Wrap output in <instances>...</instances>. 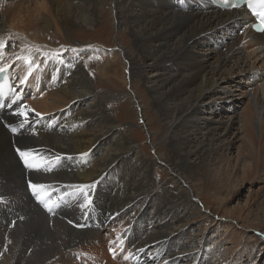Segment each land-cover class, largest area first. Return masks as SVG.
<instances>
[{
  "label": "bare ground",
  "instance_id": "bare-ground-1",
  "mask_svg": "<svg viewBox=\"0 0 264 264\" xmlns=\"http://www.w3.org/2000/svg\"><path fill=\"white\" fill-rule=\"evenodd\" d=\"M178 7L175 0H0V66L12 63L13 73L27 77L26 88H39L27 103L0 116V264H77L73 255L84 263L92 254L106 260L101 264H221L217 260L227 257L215 247L212 262L200 248L192 259L195 239L185 234L199 207L193 193L204 187L206 160L224 152L229 157L242 139L231 138L234 125L250 137L253 150L263 134V38L240 29L239 40L229 42L237 18H243L240 11ZM106 15L116 49L75 37L94 33ZM21 56H31V70ZM87 57L94 60L91 69ZM116 67L130 91L106 87ZM242 78L251 85L241 86ZM224 81L228 85L221 86ZM230 87L241 96L238 103L247 99L246 104L218 120L211 106L227 100ZM141 92L159 119H149ZM125 100L146 137H153V156L138 149L109 106ZM20 152L41 167L25 171ZM29 185L48 187L66 206L55 216L45 214L26 196ZM81 186L89 187L82 192ZM91 203L109 219L99 229L103 235L78 228ZM152 219L155 228L149 229L144 221ZM121 237L129 246L126 259L110 260L107 241Z\"/></svg>",
  "mask_w": 264,
  "mask_h": 264
},
{
  "label": "rangeland",
  "instance_id": "rangeland-1",
  "mask_svg": "<svg viewBox=\"0 0 264 264\" xmlns=\"http://www.w3.org/2000/svg\"><path fill=\"white\" fill-rule=\"evenodd\" d=\"M105 13L108 14L107 12ZM99 24L100 26L93 30L95 31L94 33H91L89 35V33L83 32L79 34V37H75L80 38L85 36L87 37L86 41H95V45L100 46L103 50L109 51L110 49H116L114 41L116 38V31L115 28H113L114 26L111 25L110 22H108V15H106V17L104 16V22L102 19V21L100 20ZM234 34L235 36L232 35L231 37H229V42H237L239 40L241 30L236 29V31H234ZM54 38L56 37L53 35L50 37V40ZM58 41H62L61 37L57 38V42ZM96 41H106V43L100 44ZM126 42H128V40L124 41V43ZM120 44L123 45L122 43ZM60 45H62V43H60ZM128 45L129 44H127V46ZM214 60L215 57L213 56V58H210L208 60V63L213 62ZM95 61L102 62V58L96 57ZM93 63L94 60L90 57H87L84 62L85 66L89 69H91ZM113 71L112 73L114 77L111 73L109 78L110 81L106 83V87L110 86L109 88L113 87L118 90L125 89L127 91H130L129 85L127 84L125 86L123 84V79L121 77V68ZM117 71L119 74L117 73ZM89 73L92 77H96V81L99 80L98 78L100 77H98L95 71ZM226 84L227 82L225 81L221 82V86H224ZM240 84L241 86L251 85V83L249 82L246 83V80L244 78L241 79ZM230 90H232V94L228 96L227 100H225L224 102L216 101L211 106L210 112L219 116L218 120H222L220 119L221 117L224 119H226V117H230L232 113L234 114L235 110L240 112L246 104L247 99H244L243 102L238 103V101L241 99V96L238 95V91H236L234 87H230ZM40 95L41 94H38V96ZM139 99L142 100L143 104H146L145 110L147 111L149 119H151L152 117H156L157 119H159L157 116H153V114H156L150 106L149 95L141 92ZM126 101L127 100L117 103H109V106L112 108L113 113L119 120V122L130 130L132 138L138 149L144 150L143 152L145 154L153 156L154 152L151 147L153 137H146V132L142 127L140 128L143 123H140L138 121V113L135 112L134 107L130 104L128 105ZM201 109L204 110V114L210 113L206 112L204 107H201ZM153 120L155 121V118ZM208 122H210V120ZM149 126L153 131H157L155 130V125L152 126L150 124ZM231 129V133L235 132L234 134H230L231 138L237 135L238 138H242L241 142L238 141L236 143L237 145H234V147L236 148L231 150V154H229V157L226 158V152H224L223 154L217 153L213 157H210L206 160L208 167L206 165L205 167L201 168L200 177L203 182H205V184L204 187H199L198 189L200 190H197L196 193H193V196H198L197 198L199 201V207L196 210V214H194L193 222H191L190 226L187 228L185 236L187 237L191 235L195 239V247L197 251L196 254L192 256V259L197 256L198 249L200 248L202 249V251L204 250L208 252V260L209 262H212V260L217 259L216 253H213L212 250H214L215 247H219L220 250L224 248V250L227 252V257L225 259L217 260L221 264L223 262H225L226 264H264V131L262 136L259 138L260 140L256 142V148H254L253 150L254 146L251 143L250 137L248 135L244 137L240 130L238 131L239 126L234 125V127H232ZM231 138L229 136L230 140ZM238 148H240V157L237 158ZM161 150H166V148H162ZM221 159L224 160L220 161ZM217 161L221 162L220 165L217 164L218 166L216 165ZM213 168L216 169L214 170ZM209 169H211L210 173H208ZM213 170L215 173L213 172ZM217 173L221 178L217 176ZM162 174L163 173L160 169H157V171L155 172V175L158 178H160ZM201 174L204 175L202 176ZM207 174H209L210 176L212 174V176L210 177ZM213 175L215 176L213 177ZM206 176L208 180L206 179ZM214 179H217V181H215ZM218 184L219 186H223L225 184V186H223L224 189L221 186L220 188L217 187ZM213 186L215 187V189L211 188ZM221 189L223 192L221 191ZM210 190L214 192L212 193L210 192ZM217 192L220 193L217 194ZM30 201L34 205L33 200ZM149 209H152V207H149ZM197 211H199L200 213H198ZM227 217H229L230 220H227ZM154 221L155 219H152L150 221L146 220L144 221V224L146 227L148 224L152 225L151 227H149V229H154ZM241 226L248 227L247 231L244 230ZM255 237L257 238L255 239ZM76 263L78 264V261H76Z\"/></svg>",
  "mask_w": 264,
  "mask_h": 264
},
{
  "label": "snow or ice",
  "instance_id": "snow-or-ice-1",
  "mask_svg": "<svg viewBox=\"0 0 264 264\" xmlns=\"http://www.w3.org/2000/svg\"><path fill=\"white\" fill-rule=\"evenodd\" d=\"M246 2L248 4L249 9L252 10L253 14L256 15L257 17H259L261 24H264V0H246ZM233 6H235V5H233ZM253 27H257V26L254 25ZM257 30H264V29L257 28ZM3 47H4V41H0V48H3ZM37 51H39V49H37ZM54 55H58V54L54 53ZM18 58L21 60H24V62L26 64H28L29 70H31V67L33 65V61H32L31 56H28V57L21 56ZM6 69H7V66H5L4 68H0V73L5 72ZM25 79H27V77H25ZM21 82L23 83V81H21ZM4 88H5V85L0 84V94L6 95L7 93L4 91ZM8 90L11 91V88H9ZM21 114H23V113H21ZM37 115H39V113ZM12 131H16V129H12ZM20 155L22 158H25V164L28 167H30V168L36 167L37 169H39L41 167L40 163H37V164L29 163V161L27 159V156L29 155L28 153L20 152ZM31 187L33 189L34 194H36L37 200L40 201L41 203H43L44 207L47 208L49 211H51L55 202L45 203L44 198L39 194V191H38V190H43L45 186H43V185H32ZM86 187H89V186H81L80 191L83 192ZM44 195L47 196V193H45ZM86 199H87V197H86Z\"/></svg>",
  "mask_w": 264,
  "mask_h": 264
}]
</instances>
